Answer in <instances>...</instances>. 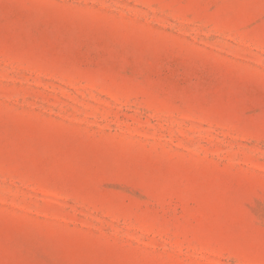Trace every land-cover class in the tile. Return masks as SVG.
I'll list each match as a JSON object with an SVG mask.
<instances>
[{
    "label": "rangeland",
    "instance_id": "obj_1",
    "mask_svg": "<svg viewBox=\"0 0 264 264\" xmlns=\"http://www.w3.org/2000/svg\"><path fill=\"white\" fill-rule=\"evenodd\" d=\"M0 264H264V0H0Z\"/></svg>",
    "mask_w": 264,
    "mask_h": 264
}]
</instances>
